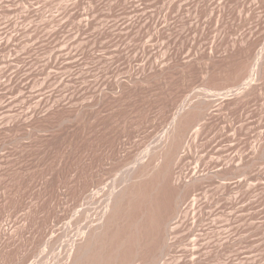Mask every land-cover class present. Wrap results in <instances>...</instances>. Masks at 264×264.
Instances as JSON below:
<instances>
[{
	"label": "rangeland",
	"instance_id": "374dc122",
	"mask_svg": "<svg viewBox=\"0 0 264 264\" xmlns=\"http://www.w3.org/2000/svg\"><path fill=\"white\" fill-rule=\"evenodd\" d=\"M200 100L169 181L204 180L121 212L93 264H264V0H0V264L67 261L106 204L80 219L82 185L121 188Z\"/></svg>",
	"mask_w": 264,
	"mask_h": 264
},
{
	"label": "bare ground",
	"instance_id": "6f19581e",
	"mask_svg": "<svg viewBox=\"0 0 264 264\" xmlns=\"http://www.w3.org/2000/svg\"><path fill=\"white\" fill-rule=\"evenodd\" d=\"M247 71V70H246ZM244 73V72H243ZM247 74H248V72H247ZM245 75H243V77H244ZM119 80V79H118ZM129 80V79H128ZM134 80V79H133ZM120 81V80H119ZM123 82V81H122ZM107 84V83H106ZM105 84V85H106ZM113 84V83H112ZM119 84V83H118ZM110 85V84H109ZM122 84L120 83V85L119 86H121ZM117 86V85H116ZM115 86V87H116ZM119 86H117V87H119ZM115 87H113L114 89H115ZM104 89H105V86H104ZM101 90V89H100ZM110 90V89H109ZM111 91V90H110ZM101 92V91H100ZM99 92V93H100ZM107 92V91H106ZM105 92V93H106ZM98 93V94H99ZM100 95V94H99ZM196 95V94H195ZM99 97V96H98ZM97 97V98H98ZM99 99H100V97H99ZM101 100V99H100ZM187 102V101H186ZM211 101H207V100H203V101H191V102H187L186 103V105L177 113V111H176V115H175V113H174V115H175V117H174V121H173V125H172V128H171V130L169 131V133H165V134H163V136H164V138H162V140H161V143H160V145L158 146V148L156 149V150H154L153 151V149H155L154 147H153V149H152V153H150V156H149V161H147L146 163H140L138 166H137V168L133 171V173L131 174V176H130V178L129 177H127L129 180H126L125 182H124V178L122 179V176H121V180H123V183H124V185H121V188H119V189H108L107 187H105V186H101V185H99L97 182H95V183H92L90 186H88V184L87 183H84L83 185H82V191H83V193H81V195H82V201L78 204V209H79V207L81 206L82 208H81V210H80V219L84 216V218L85 217H87V216H90V215H92L93 216V214L92 213H90V211L93 209H90V206H89V204H91V203H95V202H97V200L99 201V199H101V198H98V197H100L101 195L105 198V202L103 201V204L104 203H106L103 207L104 208H101L102 209V212H100L99 214H97V212H96V214L98 215V217H97V219L95 220L93 217V219L96 221V223H93L94 221L90 218V220H92V223H89V222H87L86 224L85 223H83V221H85L86 220V218H85V220H83L82 219V224L83 225H85V226H87L88 225V227L86 228V230L83 232V234L81 235V234H79V235H81V236H78V238L77 239H75L74 241H72L73 243H72V247H70L71 248V250H69L68 249V247L66 248L65 247V250H64V252L68 249V252L70 251V253L68 254V258H67V256L66 255H64V257H63V259L64 258H66L67 259V261H64V262H62V260L59 262V264L60 263H64V264H93L94 263V261H98V260H95L96 259V257H97V259H99L100 260V257H102L103 256V254H101L102 256H97V253H98V250H99V247H101V246H105L106 245V243L109 241V240H111L113 237H115V236H113L112 238H111V236H112V234H114V233H112V234H110L111 236H110V239L108 238L109 236V233H110V231H111V229L113 228L114 229V227L115 226H117V228H119L118 227V225H116V224H118V221L119 220H123L122 219V217H121V215L122 214H120L121 212H123V211H125L126 213H127V211L129 210V207H131L132 206V208H133V205L135 206L136 205V203L139 201V200H143L142 202L144 203L145 202V200L146 199H151V198H149V197H151L152 195H153V199H154V194L156 193V192H158V193H160L159 192V190H160V188L162 187H164V185L165 184H167L168 182L169 183H171L170 181H169V179H170V177H171V173H172V170H173V168H172V163L178 158V156L180 155V153H182V152H184V151H182V149L185 147V146H187V144H190L189 142V138H190V136H191V133H190V131H191V129H192V127L194 126V124L197 122V120L199 121V118L201 117V116H203V115H205L206 114V112L210 109V107H211ZM178 108V107H177ZM179 110V109H178ZM209 112V111H208ZM211 113V112H210ZM172 124V123H171ZM197 124V123H196ZM192 131H193V129H192ZM196 131H198V130H196ZM196 133V132H195ZM199 134V133H198ZM196 136H197V134H195ZM194 135V136H195ZM162 136V135H161ZM160 136V137H161ZM198 137V136H197ZM158 140H160V139H158ZM124 143V142H123ZM124 144H126V143H124ZM121 147V146H120ZM123 149H125L124 147H122ZM122 149V150H123ZM120 150V149H119ZM121 151V150H120ZM120 151H118V155L120 154ZM182 151V152H181ZM122 152V151H121ZM120 155H122V153L120 154ZM119 155V156H120ZM181 156V155H180ZM180 156H179V158H180ZM159 158H163V161L161 162H158L159 161ZM251 159H252V157H250L249 158V160L248 161H251ZM156 160H158L156 163H155V161ZM162 160V159H161ZM179 160V159H178ZM178 160H176L175 162H177ZM238 165H240V164H238ZM133 170V169H132ZM85 171V170H84ZM174 171V170H173ZM128 173H130V172H128ZM128 173H127V175H128ZM203 174V173H202ZM206 174V173H205ZM83 176H85V175H83ZM204 176H202V175H199V173H198V170H196L195 169V171H194V173L191 175V177H190V180L189 181H185V180H182V179H180L179 181H177L176 183H174V182H172V184L174 183V185L175 186H177L179 189L178 190H182V191H187V188L190 186H196V184H199V183H202V181L204 180ZM251 178V177H250ZM118 180V179H117ZM120 180V181H121ZM84 181V180H83ZM241 181V180H240ZM248 181H250L249 179H248ZM122 182V181H121ZM121 182H119L118 181V183L120 184ZM242 182V181H241ZM250 184V183H249ZM253 184V183H252ZM118 186V185H117ZM120 186V185H119ZM109 187H111L110 185H109ZM173 187V186H172ZM171 187V188H172ZM176 187V188H177ZM118 188V187H117ZM168 188V187H167ZM174 188V187H173ZM251 188H252V185H251ZM175 191V190H174ZM182 191H181V193H182ZM170 193V192H169ZM180 193V192H179ZM178 193V194H179ZM157 194V193H156ZM178 194L176 195L177 197H179L180 198V195L178 196ZM162 195V194H161ZM156 196V195H155ZM158 196V195H157ZM166 199V198H165ZM170 199V198H169ZM174 199H175V197H174ZM148 202H150L151 200H147ZM154 201V200H153ZM161 201V200H160ZM173 201V200H172ZM101 202V201H100ZM140 203H142L141 201H139ZM147 202V203H148ZM158 202V201H157ZM163 202V201H162ZM165 202H167V201H165ZM93 203V204H94ZM139 203V204H140ZM147 203H146V205H144V204H141V206H140V208H143V206H145V208H147ZM154 203H155V201H154ZM95 204H97V203H95ZM139 204L137 205L138 207H139ZM80 205V206H79ZM143 205V206H142ZM152 205V204H151ZM164 205V204H163ZM166 205V204H165ZM136 206V210H137V207ZM168 206V205H167ZM101 207V205H99V208ZM151 207V206H150ZM152 207H154V206H152ZM156 207V206H155ZM169 207H171V209L169 210L170 211V213L169 212H167V213H169V215L167 214V215H165V216H168L167 217V219H165V220H167L166 221V226L167 227H169L170 228V231H174V229H176L177 227H178V222L180 221V217H181V214H182V202H181V200L180 199H178V198H176L175 200H174V202L172 203V205H169ZM168 207V208H169ZM98 208V209H99ZM132 208H130V209H132ZM163 208V207H162ZM167 208V209H168ZM77 209V208H76ZM76 209H72V212L74 211V210H76ZM77 209V210H78ZM100 209V210H101ZM104 209V210H103ZM133 209H135V208H133ZM144 209V208H143ZM150 209V208H149ZM153 209V208H152ZM156 209H158V207H156L155 208V210ZM136 210H135V212H136ZM142 210V209H141ZM93 211V210H92ZM91 211V212H92ZM132 211V210H131ZM153 212H151V214L152 213H154V210H152ZM75 212V211H74ZM73 212V213H74ZM78 212V211H77ZM133 212H134V210H133ZM138 213L140 212V211H137ZM143 212H144V210H143ZM142 212V213H143ZM147 212H148V210H147ZM146 212V213H147ZM160 212H161V210H160ZM166 212V211H165ZM71 213V210H70V212H68V214H67V216L69 215ZM72 213V214H73ZM95 213V212H94ZM124 213V212H123ZM128 213H130V211L128 212ZM141 213V212H140ZM145 213V212H144ZM149 213H150V211H149ZM158 213H159V210H158ZM157 212H155L154 214H152L153 216H154V218L156 219V220H158L157 219V217H156V215L158 214ZM164 213V212H163ZM120 214V215H119ZM131 214H135V213H131ZM161 213H159V215H160ZM124 215H127V214H125L124 213ZM130 215V214H129ZM129 215H128V219H129ZM136 215V214H135ZM143 216L144 215H146V214H142ZM150 215V214H149ZM148 215V216H149ZM159 215H157V216H159ZM72 216H74V215H72ZM95 216V215H94ZM131 216V215H130ZM132 216H134V215H132ZM131 216V217H132ZM141 216V215H140ZM142 216V217H143ZM151 216V215H150ZM162 216H164V215H162ZM118 217H121V219L120 218H118ZM124 217V216H123ZM130 217V219H134V217H132L131 218ZM161 217V216H160ZM66 218V217H65ZM68 218V217H67ZM72 217H70V219H71ZM74 218V217H73ZM76 218H77V216H76ZM127 218V217H126ZM136 218H138L139 220H140V218L139 217H136ZM135 218V219H136ZM147 218H149V217H147ZM151 219L153 218V217H150ZM69 219V218H68ZM69 219V220H70ZM119 219V220H118ZM128 219H125V220H128ZM134 219V220H135ZM138 219H136V221L138 220ZM160 219V218H159ZM161 219H162V217H161ZM64 220H66V219H64ZM63 220V221H64ZM68 220V221H69ZM98 220V221H97ZM138 220V221H139ZM154 219H152L151 220V222L153 221ZM162 220H164V219H162ZM71 221V220H70ZM73 221H75V219L73 220L72 219V223H73ZM79 221H81V220H79ZM133 220H131V222H132ZM137 221V222H138ZM66 222V221H65ZM122 222V221H121ZM126 222V221H125ZM124 222V223H125ZM136 222V223H137ZM150 222V223H151ZM154 222V221H153ZM72 223H70V224H72ZM132 223H135V221H133ZM139 223V222H138ZM141 223V222H140ZM154 223H156V221L154 222ZM154 223H153V226L154 227H156V225H154ZM162 223V222H161ZM64 224H67V223H64ZM73 224H75L74 225V227H76V225L78 224H76V222H74ZM119 224H122V223H120L119 222ZM159 224V223H158ZM157 224V225H158ZM163 224L164 223H162V226L160 225V227L162 228L163 227ZM175 225V226H173V227H170L171 225ZM63 225V224H62ZM79 225H81V223L79 224ZM79 225H77V226H79ZM134 225V224H133ZM133 225H132V227L130 228V231H132V228H133ZM135 225H137V224H135ZM135 225H134V227H135ZM66 226V225H65ZM114 226V227H113ZM138 226V225H137ZM141 226H142V224H141ZM140 226V229L142 228ZM150 226H152V225H150ZM74 227H70L72 230H74ZM82 227V226H81ZM157 227H159V226H157ZM62 228H64V226L62 227ZM77 228H79V227H77ZM76 228V229H77ZM65 229V228H64ZM63 229V230H64ZM69 229V228H68ZM70 229V230H71ZM116 229V228H115ZM134 229V228H133ZM136 230H133V231H136L137 233L140 231L139 230V228L138 227H136L135 228ZM151 229V228H150ZM154 229V228H153ZM163 229V228H162ZM172 229V230H171ZM62 230V231H63ZM83 230H84V227H83ZM82 230V231H83ZM117 230V229H116ZM119 230V229H118ZM156 230V229H155ZM159 231H160V229H158ZM157 230V231H158ZM75 231V230H74ZM142 231V230H141ZM159 231H158V233L156 234V236H158V234H159ZM165 231H168L167 230V228H166V230ZM170 231H169V233H170ZM66 232V231H65ZM63 233V234H65L64 236L66 237L67 235H66V233ZM115 232V231H114ZM118 232V231H117ZM116 232V233H117ZM68 233V232H67ZM70 233H71V231H70ZM73 233H75V232H73ZM133 233V232H132ZM132 233H131V235H130V237L131 238H134V236H136L137 235V233L135 234V232H134V235L132 236ZM141 233V232H140ZM168 233V232H167ZM139 234V233H138ZM163 234H165V233H163ZM116 235V234H115ZM140 235V234H139ZM63 236V235H62ZM73 236V235H72ZM75 236V235H74ZM73 236V237H74ZM167 238H169L168 236H167V234L165 235ZM164 236V237H165ZM73 237H72V239H73ZM138 237V236H137ZM140 237H141V235H140ZM166 237L164 238L165 240L163 241L164 242V244L162 245V247H161V249H160V251H161V254H163L164 253V250L166 249V248H169L168 246V244H167V240H166ZM60 238V237H59ZM69 237H66V241H67V239H68ZM107 238L109 239L107 242H106V240H107ZM116 238V237H115ZM153 238H155V237H153ZM71 239V238H70ZM114 240V239H113ZM132 240V239H131ZM131 240H129V241H131ZM134 240V239H133ZM112 241V240H111ZM123 241H125V240H123ZM123 241H121V242H123ZM106 242V243H105ZM132 242V241H131ZM134 242V241H133ZM137 242V238H136V240H135V242H134V244ZM141 242V241H140ZM139 242V243H140ZM55 243V242H54ZM69 243V242H68ZM113 243V242H112ZM119 243V242H118ZM127 243V242H126ZM70 244V243H69ZM108 244V243H107ZM119 244H121V245H123L124 244V242H123V244L122 243H119ZM141 244V243H140ZM140 244H138L137 245V247L138 246H140ZM50 245V244H49ZM68 245V244H67ZM125 245V244H124ZM46 246V245H45ZM54 246H56V245H54ZM65 246H66V244H65ZM69 246V245H68ZM107 246V245H106ZM111 246V245H110ZM47 247H49V246H47ZM53 247V246H52ZM50 248L49 249V251L50 250H52L53 248ZM57 247V246H56ZM55 247V248H56ZM64 247V246H63ZM122 247V246H121ZM44 248V250H45V247H43ZM101 248H103V247H101ZM139 248V247H138ZM41 249V248H40ZM64 249V248H63ZM104 249V250H103ZM102 250H101V252L103 251L104 253H105V248H103ZM42 250V249H41ZM53 251V250H52ZM41 252H43V251H41ZM58 252V251H57ZM60 252V251H59ZM62 252V251H61ZM100 252V251H99ZM100 252V253H101ZM102 252V253H103ZM38 253V252H37ZM36 253V256L35 257H38L37 255H40L41 256V254H37ZM47 253H51V251L50 252H47ZM46 253V254H47ZM54 253H56L55 251L53 252V253H51V254H53V255H55ZM100 253H99V255H100ZM114 253H116L117 254V252H114ZM113 253V254H114ZM57 254H59V253H57ZM107 254V253H106ZM112 254V255H113ZM43 255V254H42ZM45 255V254H44ZM105 255V254H104ZM115 255V254H114ZM39 256V257H40ZM46 256V255H45ZM44 256V258H46ZM119 256V255H118ZM117 256V259L119 258ZM122 256V255H121ZM39 257H38V259H39ZM47 257H48V255H47ZM54 258H55V256H53ZM58 256H56V258H57ZM111 257V256H110ZM109 256H108V258H110ZM115 257V256H114ZM41 258V257H40ZM43 257L41 258V259H44ZM59 258H61V257H59ZM102 259V258H101ZM114 259V258H113ZM65 260V259H64ZM44 261H45V259H44ZM53 261H57V260H53ZM47 262H50V261H47ZM52 262V261H51ZM100 263H101V261H99ZM43 263H45V264H47L46 262H43ZM53 263V262H52ZM34 264H38V260L37 259H35V261H34ZM39 264H40V262H39ZM49 264V263H48ZM55 264V263H54ZM96 264V263H95Z\"/></svg>",
	"mask_w": 264,
	"mask_h": 264
}]
</instances>
